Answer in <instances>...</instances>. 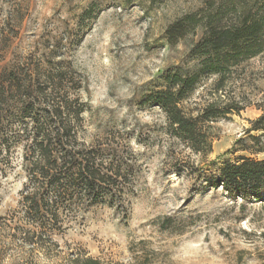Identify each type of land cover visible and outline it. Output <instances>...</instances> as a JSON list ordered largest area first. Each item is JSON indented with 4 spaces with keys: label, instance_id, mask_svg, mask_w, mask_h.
Returning a JSON list of instances; mask_svg holds the SVG:
<instances>
[{
    "label": "rangeland",
    "instance_id": "374dc122",
    "mask_svg": "<svg viewBox=\"0 0 264 264\" xmlns=\"http://www.w3.org/2000/svg\"><path fill=\"white\" fill-rule=\"evenodd\" d=\"M223 1L0 0V48L10 41L0 65L16 59L61 69L66 94L85 110L78 143L128 167L120 200L63 217L59 231L26 244L34 229L19 212L25 148L11 144L0 160V264H264V198L205 183L224 160H264V153L243 151L256 149L248 135L261 134L250 122L264 110V46L225 72L220 91L217 76H202L181 103L189 116L215 99L239 109L209 123L205 155L190 150L163 111L146 102L166 75H187L198 65L192 48L201 34L169 44L167 29Z\"/></svg>",
    "mask_w": 264,
    "mask_h": 264
},
{
    "label": "trees",
    "instance_id": "16d2710c",
    "mask_svg": "<svg viewBox=\"0 0 264 264\" xmlns=\"http://www.w3.org/2000/svg\"><path fill=\"white\" fill-rule=\"evenodd\" d=\"M197 32L201 38L192 48L199 58L194 71L166 75L163 89L148 95L146 102L163 111L173 134L190 150L205 155L211 151L209 123L239 109L231 104L222 106L221 100L215 99L196 116H189L181 103L200 77L217 76L215 88L220 91L227 70L239 60L262 52L264 0H224L198 20L187 16L175 22L166 35L169 44H174ZM5 42L0 48V64L10 41ZM25 63L15 59L0 65V160L12 145L24 144L26 183L20 192L19 212L34 229L24 243L36 244L46 231H59L63 217H75L90 206L106 202L113 205L120 200L128 167L103 159L95 149L78 143L77 128L85 110L66 94V74L45 63L35 68ZM250 124L251 131L261 134L248 135L247 140L254 142L256 149L246 147L243 151L264 153V147L258 144L264 139V110ZM205 183L259 202L264 198V160L245 156L224 160L215 164ZM74 263L99 264L92 258Z\"/></svg>",
    "mask_w": 264,
    "mask_h": 264
}]
</instances>
